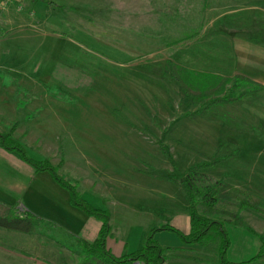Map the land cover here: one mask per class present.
Returning a JSON list of instances; mask_svg holds the SVG:
<instances>
[{
	"label": "rangeland",
	"instance_id": "374dc122",
	"mask_svg": "<svg viewBox=\"0 0 264 264\" xmlns=\"http://www.w3.org/2000/svg\"><path fill=\"white\" fill-rule=\"evenodd\" d=\"M13 1L0 8V84L8 90L0 96L19 95L20 106L35 95L54 99L32 102L45 125L28 128L7 112L0 131L15 127L13 137L30 157L50 159L92 205L106 206L110 237L120 236L125 252L142 247L153 228L184 223V177L217 153L228 157L205 170L198 184L223 179L264 199V89L203 111L169 74L174 61L225 76L242 73L264 86V0ZM11 8L16 16L7 13ZM42 31H53L52 39L38 38ZM26 81L31 88H24ZM37 137L47 142H35ZM36 176L41 175L16 154L0 164V180L29 193H7L16 210L61 208L66 219L73 206L67 191ZM219 207L229 212L215 216L230 238L227 256L253 258L256 238L231 216L238 212L237 200L227 198ZM239 214L264 234V213ZM52 223L34 231L33 240L59 257L56 264L78 263V240L60 222ZM155 238L170 246L165 264L180 261L176 254L192 258L189 264H220L219 237L183 250H173L184 241L172 230ZM249 264H264V258Z\"/></svg>",
	"mask_w": 264,
	"mask_h": 264
},
{
	"label": "trees",
	"instance_id": "16d2710c",
	"mask_svg": "<svg viewBox=\"0 0 264 264\" xmlns=\"http://www.w3.org/2000/svg\"><path fill=\"white\" fill-rule=\"evenodd\" d=\"M197 35V33H193L191 36L196 37ZM169 74L184 93L195 104H198L203 111L240 101L248 95L258 93L264 89L263 84L242 73L225 76L191 69L174 61L170 62ZM162 75L167 76V72H162ZM248 85L252 87L244 90ZM14 130L15 127L9 132L0 131L1 147L8 152L18 154L36 171L51 173L55 180L69 191L71 201L76 207L89 215L99 218L102 222L100 235L96 240L89 242L84 239H78V243L83 250V257L77 264H136L137 262L139 264H165L169 260L167 255L169 247H164L155 238V234L161 230H172L183 239L185 246L172 247L173 250H183L193 244L206 246L210 241L219 237L221 240L219 245L220 264H249L264 258V234L257 233L251 226L245 224L239 214L243 210H252L263 214L264 199L249 190L232 186L223 179L217 180L212 184H198L205 170L216 168L228 156L223 157L217 153L210 161L192 165L185 175L183 181L187 190L186 199L190 217L189 232H183L173 225L153 228L145 236L141 248L116 256L106 244L107 236L111 232L109 224L110 211L108 209L94 208L80 194L77 183H71L64 177L59 165H54L48 158L37 160L30 157L25 145L13 137ZM230 197L238 202V212L235 214L231 213L235 223L252 233L259 247L258 253L246 261H234L227 256L230 238L223 227L222 221L215 218L218 214L229 213L227 210L220 209L219 206L222 201ZM51 224V222L29 210L19 212L13 205L0 204L1 227L31 233L44 225ZM176 256L180 258V261L171 262L170 264H189L186 260L192 259L181 254H176Z\"/></svg>",
	"mask_w": 264,
	"mask_h": 264
},
{
	"label": "crops",
	"instance_id": "0c3cea01",
	"mask_svg": "<svg viewBox=\"0 0 264 264\" xmlns=\"http://www.w3.org/2000/svg\"><path fill=\"white\" fill-rule=\"evenodd\" d=\"M12 2H14V1H12ZM10 6H12V4L9 5V7ZM14 11L15 10H13L11 8L8 10L7 13L8 14L10 13L11 16H13V15H15ZM32 18H33V22L36 23L38 20L37 15L33 16ZM32 25L35 26V24H32ZM35 34L37 35L38 38H41L44 40L45 37L52 39L54 33H53V31H50V32H43L42 31V32H36ZM42 43L43 42H41V44ZM20 46H22V45L20 44ZM27 77H29V76H27ZM30 77H33V76H30ZM7 84L9 86H11L10 81H8ZM28 84H29V82L26 83L27 86L24 85V88H26V89L31 88V87H28ZM3 86H5V83L0 84V90L2 92H5V90H7V89L4 88ZM36 96L41 97V98L37 99ZM31 98H32V100H29V98H25L24 99L25 104L23 106H20V102H22L23 97H21L19 95H15L14 98H9V97H6L4 94L1 95L0 96V118H3V116L7 115V112H9L8 114L10 116H12V119H15V121L17 123L20 121L19 119H22L20 121V124L23 126H26L28 128L37 129L38 127H41V125H45L44 123L42 124V122H40L38 120L39 117L41 118V116H39L40 113H38L37 110L35 109L38 107L34 108L32 106V102H35V101L41 102V103L49 102V101H51V99H54V97H52L51 95L50 96L48 95V98L46 100L44 98V96L35 95V96H31ZM52 101H54V100H52ZM48 114H49V112H48ZM46 115L47 114H45V116ZM46 118H49V117H46ZM16 126H17V124H16ZM20 142H22V141H20ZM35 142L42 144V143H46L47 141L44 139L41 140L39 137H37ZM13 154H16V153L8 152L3 147H1V145H0V164H1V162L2 163L8 162L10 160V158H13ZM16 155H18V154H16ZM18 157H19V162L21 161L25 166L27 165V167H31L33 169V171H35V172L39 173V175H41V176H36V177L40 178L44 182L46 180L49 181L51 179V181H53L54 184H57V186L59 188L66 190L67 193L69 194L68 199L72 203L69 191L66 188L62 187L55 180L53 175L52 176L49 175L51 173H49L47 171H36L34 169V167H32L31 165L26 163L19 155H18ZM7 182L8 181L5 179L0 180V190H4V192L2 191V193H0V199L3 200V201H0V204L15 205V204L9 203L7 193H9V192L11 193V190H13V187L8 186ZM43 189L44 188H42L38 193V195L39 196L41 195L42 198H43V195H45V191ZM13 191H16L18 194H16V192H15V194L20 195L21 198L24 196H28V194H29V193H27L26 190L19 192V189H17V186L15 187V190H13ZM44 200H47V197H44ZM97 200H98V198H97ZM72 205H73L72 208L71 209L69 208L70 211L67 212L68 217L66 219L63 217L64 214H61V211H62L61 208L57 212H54V211L52 212V211L43 210L40 207L33 209L31 206H29L30 208H28V210L33 212L34 214H36L38 216L43 217L44 219H46L47 221H49L51 223L52 222H58V223L60 222L62 224V226L64 228L68 229L69 232L72 234V236H74L77 240L78 239H84V240L89 241V242L96 240L100 235L101 226H102L101 220L95 216L87 214L86 212H84L80 208L76 207L73 203H72ZM92 206L94 208H97V209H108L106 206H104L102 208L96 207L95 205H92ZM110 220H111V218H110ZM178 228L180 230H182L183 232H189L190 231V217L189 216L186 217V220L184 221V223L179 224ZM98 233H99V235H98ZM33 238H36L35 232L34 233L33 232L32 233L23 232V231L8 229V228H4V227L0 226V264H56L59 262L58 256H55L51 251L47 252L50 254H46L45 249L43 247L44 245L40 246V244L42 242L38 241V240H33ZM122 243H124V244H122ZM106 244H107V247L109 249H111V251L116 256H121L125 253L133 252L131 250H128V252H125L127 243L123 242V240L120 242V236L119 237H110V234H109L107 239H106ZM120 245H123V249L119 253ZM182 246H185V243ZM164 247H170V246L168 245V246H164ZM176 247H179V246H176ZM74 264H77V262H75Z\"/></svg>",
	"mask_w": 264,
	"mask_h": 264
},
{
	"label": "built area",
	"instance_id": "2783aa9c",
	"mask_svg": "<svg viewBox=\"0 0 264 264\" xmlns=\"http://www.w3.org/2000/svg\"><path fill=\"white\" fill-rule=\"evenodd\" d=\"M13 0H0V8H3L5 5L11 3Z\"/></svg>",
	"mask_w": 264,
	"mask_h": 264
}]
</instances>
